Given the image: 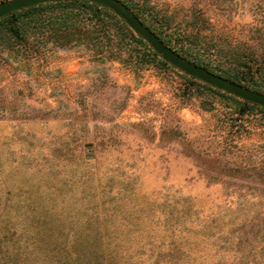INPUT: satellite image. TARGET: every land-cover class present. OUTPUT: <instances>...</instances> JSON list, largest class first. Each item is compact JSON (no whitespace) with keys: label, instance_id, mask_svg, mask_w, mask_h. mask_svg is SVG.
<instances>
[{"label":"rangeland","instance_id":"obj_1","mask_svg":"<svg viewBox=\"0 0 264 264\" xmlns=\"http://www.w3.org/2000/svg\"><path fill=\"white\" fill-rule=\"evenodd\" d=\"M122 1L264 90V0ZM62 48L0 55V264H264V112Z\"/></svg>","mask_w":264,"mask_h":264},{"label":"trees","instance_id":"obj_2","mask_svg":"<svg viewBox=\"0 0 264 264\" xmlns=\"http://www.w3.org/2000/svg\"><path fill=\"white\" fill-rule=\"evenodd\" d=\"M127 5L145 25L171 46L170 39L165 38L160 30L150 23L148 18L134 9L132 5ZM163 22L161 20L157 23ZM72 45H83L92 49L96 53L95 58L101 60L122 59L124 62H132L136 67L157 61L164 66L176 69L160 58L142 38L136 36L112 10L93 2L85 0L48 2L0 17V55L6 53L15 57L27 56L37 54L41 49L47 47L55 49ZM181 47L182 50H177V52L198 65L253 90L264 92L256 80L259 76H254L252 65L247 60L234 56L232 64L221 66L215 61L217 57L225 58L227 56L225 53L221 54V52L210 48L201 51L200 47L202 46L194 39L191 44L186 46L187 48H184L183 43H181ZM257 68L259 75L264 72V65ZM182 74L195 81L199 86L235 103L237 105L235 110L238 115H243L246 109L264 112L263 106L227 94L183 72ZM177 260V258H173L169 264H175ZM153 264H159V260Z\"/></svg>","mask_w":264,"mask_h":264},{"label":"water","instance_id":"obj_3","mask_svg":"<svg viewBox=\"0 0 264 264\" xmlns=\"http://www.w3.org/2000/svg\"><path fill=\"white\" fill-rule=\"evenodd\" d=\"M68 0H3L0 1V17L14 11L22 10L30 6ZM105 6L112 10L128 27L142 38L160 58L168 64L196 80L209 84L227 94L234 95L242 100L258 104L264 107V92L253 90L241 83L210 71L204 66L179 54L166 44L153 30L145 25L135 12L122 0H85Z\"/></svg>","mask_w":264,"mask_h":264},{"label":"crops","instance_id":"obj_4","mask_svg":"<svg viewBox=\"0 0 264 264\" xmlns=\"http://www.w3.org/2000/svg\"><path fill=\"white\" fill-rule=\"evenodd\" d=\"M57 54H61V55H66L67 56V60H71L73 63L75 62V56H74V52L72 51V50H70V49H63V48H59L58 50H57V52H56ZM20 62V60H18V63ZM12 63H15V62H12ZM68 64H70V63H68ZM75 67V65L72 67H70V68H74Z\"/></svg>","mask_w":264,"mask_h":264}]
</instances>
